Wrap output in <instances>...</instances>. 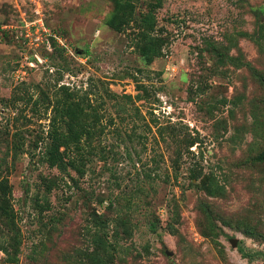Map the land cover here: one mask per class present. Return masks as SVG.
Segmentation results:
<instances>
[{
  "label": "rangeland",
  "instance_id": "rangeland-1",
  "mask_svg": "<svg viewBox=\"0 0 264 264\" xmlns=\"http://www.w3.org/2000/svg\"><path fill=\"white\" fill-rule=\"evenodd\" d=\"M137 5H156L153 61L106 24L111 0H0V181L20 232L16 248L0 220V264H91L106 218L127 248L114 264H264V0ZM61 85L100 108L84 175L42 159Z\"/></svg>",
  "mask_w": 264,
  "mask_h": 264
},
{
  "label": "trees",
  "instance_id": "trees-1",
  "mask_svg": "<svg viewBox=\"0 0 264 264\" xmlns=\"http://www.w3.org/2000/svg\"><path fill=\"white\" fill-rule=\"evenodd\" d=\"M139 0H111L113 5V13L106 20V24L120 32L131 37L133 45L138 51L153 61L156 57L163 55L162 43L165 39L151 33L156 31L153 10L156 5L144 14H140V18L136 17L137 3ZM161 3V0H158ZM136 23L137 28L134 27ZM54 43L56 39L52 38ZM56 99L54 101V115L51 118L47 135L43 136L44 150L42 159L51 167H56L64 173L74 170L79 175H84L87 165V153L95 151L96 138L101 136L103 131V123L100 108L96 106L89 93L80 94L71 90L65 85H61L56 91ZM198 143L197 140L193 141ZM89 148V149H88ZM257 159L264 162V151L258 155ZM201 174H195L193 178L200 177ZM151 174H146V178ZM7 181H0V220L5 221L11 226L12 245L16 248L20 243V232L14 223V208L8 198ZM204 190L208 195L223 193V186L218 181H207L203 184ZM110 208L117 210L116 202L110 201ZM212 206L207 204L206 213L209 219H212L210 211ZM211 216V217H210ZM116 219L106 218L104 221L99 220L97 224L98 230L92 235L93 249L89 255L91 264H114L118 257L127 249L120 244L118 236L110 235L111 227L114 228ZM217 226H210L211 232H218ZM151 229H156L155 225H151ZM221 230V228L219 227ZM115 237L116 240H112ZM243 255L249 256L242 248Z\"/></svg>",
  "mask_w": 264,
  "mask_h": 264
},
{
  "label": "water",
  "instance_id": "water-1",
  "mask_svg": "<svg viewBox=\"0 0 264 264\" xmlns=\"http://www.w3.org/2000/svg\"><path fill=\"white\" fill-rule=\"evenodd\" d=\"M233 241H234V244L236 245V239H233ZM169 255H171L173 252H167Z\"/></svg>",
  "mask_w": 264,
  "mask_h": 264
}]
</instances>
